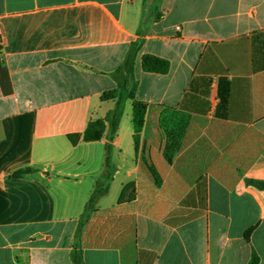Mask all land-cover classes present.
I'll use <instances>...</instances> for the list:
<instances>
[{"label":"crops","instance_id":"crops-1","mask_svg":"<svg viewBox=\"0 0 264 264\" xmlns=\"http://www.w3.org/2000/svg\"><path fill=\"white\" fill-rule=\"evenodd\" d=\"M136 43L137 152L131 100L80 141ZM249 181L264 183V0H0V264H74V248L79 264H264Z\"/></svg>","mask_w":264,"mask_h":264},{"label":"trees","instance_id":"trees-1","mask_svg":"<svg viewBox=\"0 0 264 264\" xmlns=\"http://www.w3.org/2000/svg\"><path fill=\"white\" fill-rule=\"evenodd\" d=\"M139 44H134L130 50V53L126 57L125 63L120 69L118 73L121 71H125L126 77L123 81H120L118 84V88L109 92H106L102 95L103 100L117 99L115 108L108 112L104 119H98L95 121H91L86 126L84 132L81 135L80 141L82 142H95L100 141L105 135L106 128L109 127L111 133H114L117 127V124L120 120V117L123 113L124 103L127 100L132 101V125H133V140H134V149L137 152L138 149V140L139 134L143 127L144 122V112L146 109V105L135 100V83L131 78L132 67L134 63V58L136 52L138 51ZM140 66L144 72L154 73V74H166L169 70V62L162 58H158L149 54H145L141 56ZM132 83V86L129 85ZM31 172L30 169H21L12 174V178H21L24 175H27ZM251 185L264 189V183L249 181ZM98 195L94 191L91 195L86 213L82 215L80 219L79 226L83 224L86 220L87 214L93 210V205L96 202ZM250 231L245 234V238L248 239ZM72 261L74 264H79V261L76 256V249L74 248L72 252ZM248 264H259L258 257L253 253L250 257Z\"/></svg>","mask_w":264,"mask_h":264},{"label":"rangeland","instance_id":"rangeland-1","mask_svg":"<svg viewBox=\"0 0 264 264\" xmlns=\"http://www.w3.org/2000/svg\"><path fill=\"white\" fill-rule=\"evenodd\" d=\"M130 86H132V83H129Z\"/></svg>","mask_w":264,"mask_h":264}]
</instances>
